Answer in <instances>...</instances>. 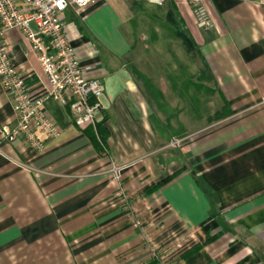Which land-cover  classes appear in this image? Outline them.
Listing matches in <instances>:
<instances>
[{
    "label": "crops",
    "instance_id": "1",
    "mask_svg": "<svg viewBox=\"0 0 264 264\" xmlns=\"http://www.w3.org/2000/svg\"><path fill=\"white\" fill-rule=\"evenodd\" d=\"M194 1L212 27L196 26ZM59 18L84 76L104 86L107 138L98 152L65 95L44 104L60 134L42 153L6 142L16 118L0 85V264H155L153 253L165 264H264L260 0H93ZM3 41L39 95L46 78L30 42L17 29ZM175 138L185 140L168 147Z\"/></svg>",
    "mask_w": 264,
    "mask_h": 264
},
{
    "label": "built area",
    "instance_id": "2",
    "mask_svg": "<svg viewBox=\"0 0 264 264\" xmlns=\"http://www.w3.org/2000/svg\"><path fill=\"white\" fill-rule=\"evenodd\" d=\"M161 6L166 0H145ZM93 0H0V85L12 102L16 118L11 128L2 127L1 134L6 142L23 141L34 154L42 153L46 143L60 134L57 124L46 114L44 104L49 99L62 100L65 95L70 99V113L74 125L80 129L92 128L96 134V122L103 111L101 98L104 86L98 78H87L70 45L64 24L59 15L72 7L82 12ZM264 5V0H260ZM192 14L199 28L213 26L203 4L194 1ZM17 29L30 42L31 49L38 55L41 70L46 78L45 89L39 95H32L24 83V78L15 67L10 47L3 41L8 30ZM38 130L44 138L39 139ZM185 138L172 139L168 147H178ZM25 169L29 167L21 165ZM40 171L36 170V173ZM108 173L116 180L119 171L111 166ZM134 225L149 239L147 227L141 220ZM152 260L162 263L159 255L153 253ZM169 264H178L174 261Z\"/></svg>",
    "mask_w": 264,
    "mask_h": 264
},
{
    "label": "trees",
    "instance_id": "3",
    "mask_svg": "<svg viewBox=\"0 0 264 264\" xmlns=\"http://www.w3.org/2000/svg\"><path fill=\"white\" fill-rule=\"evenodd\" d=\"M227 114V112H224L223 114L216 116L214 119H212L210 121L214 122V121H218L220 119H222L225 115ZM104 118H100L99 120H97L96 122V134L93 132V130L89 127L87 129H85L86 134L88 135V137L90 138L91 143L93 144V146L96 148V150L98 152H102V145L105 144V140L107 138V131L104 127ZM181 171H178L164 179H162L159 183L149 187L148 189H146L147 193H151L157 189L162 188L163 186H165L168 182H170L173 178H175L178 174H180ZM215 238L214 237H209L208 241H210L211 239ZM201 247V245H194L192 247H190L188 250H186L184 253H182L179 256V260L186 258L187 256H189L191 253H193L194 251L198 250ZM153 262L156 264L157 262L155 260H153Z\"/></svg>",
    "mask_w": 264,
    "mask_h": 264
},
{
    "label": "rangeland",
    "instance_id": "4",
    "mask_svg": "<svg viewBox=\"0 0 264 264\" xmlns=\"http://www.w3.org/2000/svg\"><path fill=\"white\" fill-rule=\"evenodd\" d=\"M190 107H191V106H189V108H190ZM185 123H191V122H189V121L186 120ZM185 238H186V236H185L184 239H183V241H184L183 243H185L186 240H187V239H185ZM166 249H167V248H166ZM186 250H188V249H186ZM186 250H184L182 253H184ZM182 253H181V254H182ZM181 254H180V255H181ZM158 255H159V254H158Z\"/></svg>",
    "mask_w": 264,
    "mask_h": 264
}]
</instances>
